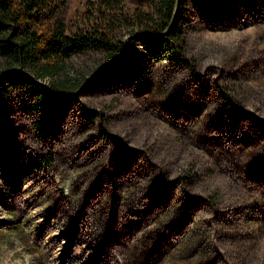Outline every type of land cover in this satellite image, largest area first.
<instances>
[{
  "label": "rangeland",
  "instance_id": "374dc122",
  "mask_svg": "<svg viewBox=\"0 0 264 264\" xmlns=\"http://www.w3.org/2000/svg\"><path fill=\"white\" fill-rule=\"evenodd\" d=\"M182 2L180 58L121 31L116 66L69 57L64 103L8 87L0 264H264V0Z\"/></svg>",
  "mask_w": 264,
  "mask_h": 264
},
{
  "label": "trees",
  "instance_id": "16d2710c",
  "mask_svg": "<svg viewBox=\"0 0 264 264\" xmlns=\"http://www.w3.org/2000/svg\"><path fill=\"white\" fill-rule=\"evenodd\" d=\"M54 1L0 0V59L3 65L0 68V102L8 87L45 93L57 105L66 102L69 94L84 81V78L59 77L69 57L88 50L98 51L106 63L116 66L129 56V50L118 37L121 31L149 32L153 34L152 39L158 38L174 47L180 58L176 22L182 11V0H179L170 26L176 0H150L145 8H127L125 0H91L88 9L79 14L72 27L57 18L58 5ZM96 75H101V71ZM38 80L45 81L47 87Z\"/></svg>",
  "mask_w": 264,
  "mask_h": 264
},
{
  "label": "water",
  "instance_id": "95a60500",
  "mask_svg": "<svg viewBox=\"0 0 264 264\" xmlns=\"http://www.w3.org/2000/svg\"><path fill=\"white\" fill-rule=\"evenodd\" d=\"M179 4V0H176L175 1V6H174V10H173V14H172V17L170 19V22L168 24V26H170V24L173 22V19L175 17V14H176V11H177V6ZM144 34V33H143ZM126 50H127V44H126ZM38 82H40L42 85H44L45 87H47L46 83H44L43 81L41 80H38ZM72 93H70L69 95H71Z\"/></svg>",
  "mask_w": 264,
  "mask_h": 264
}]
</instances>
